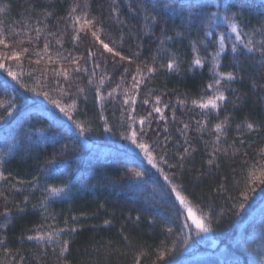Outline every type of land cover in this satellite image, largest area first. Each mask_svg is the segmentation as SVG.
Returning <instances> with one entry per match:
<instances>
[{"label": "trees", "instance_id": "trees-1", "mask_svg": "<svg viewBox=\"0 0 264 264\" xmlns=\"http://www.w3.org/2000/svg\"><path fill=\"white\" fill-rule=\"evenodd\" d=\"M75 2L82 3L83 0H0V25L7 26L13 31H20L22 35L17 38L20 39L23 38L24 32L37 26L36 20L39 19L41 21L39 27L45 32H55L57 36L60 32H64L62 38L64 50L82 53L84 42L82 41L78 46L73 45L71 29H66L63 19L70 5ZM230 2L236 4V8L232 11L241 12L249 28L259 29V22L264 19V0H230ZM108 3L109 0H91L93 14L98 15L103 12L107 17ZM120 7L122 17L128 21V26L122 29L125 36L121 47L125 50V54L128 51L138 50L141 60L151 63V57L157 56L159 64L166 63L172 56L179 58L178 70L169 72L160 68L146 82V87L141 85L140 94L135 97L134 112H124L126 106L122 105L119 94L115 99L105 95L101 103L95 98L94 87H87L85 74L76 83L85 87L88 99L85 101L82 96L77 99L74 118L89 121L93 130L80 136L72 121L59 113L53 105L48 104L43 97H36V104L30 108L25 109L20 106L16 91L19 85L13 87L15 82L10 77L5 83L6 73L0 69V101H3V105H0V115H6L5 109L9 103L14 102L13 97L16 98L17 103L12 115L0 120V153L5 154L3 168L8 177L7 181H0V191L8 197L7 201L4 197H0V212L5 208L11 210L10 220L0 216V224H8L6 229H0V237H6L3 247L13 250L17 264L21 256L25 258L26 264H41V260L37 259L39 246L35 241H28L27 236L33 235V229L41 224L52 225L53 229L67 228L72 226L74 223L72 218L75 217L78 230L71 235H62L63 239L71 241L70 251L65 254L71 264L78 262L95 264L99 260L108 261V264H131L133 252L141 250V246L147 253L141 264H150V260L155 259V249L161 246L162 241L168 248L172 247L173 242L176 244V251L165 258L164 264H232L233 260L239 261V264H260V255L264 253V240L261 239L260 227L262 211L258 212V210L260 205L262 206L260 210H264V193H260L258 189L252 206L246 211L233 214L230 210L236 201L229 197H236L235 182L241 179L232 172L233 168L241 167L239 154L233 156L231 149L228 154L219 152L216 157L218 166L208 165L207 160L211 157L215 136L212 128L226 115L230 120L227 143L222 139L218 147L228 148L235 140L237 143L234 147L247 151L250 160L264 159V156L258 154V150L264 148V139L253 132L244 131L242 135L238 134L236 129V125L245 118L249 120L264 118V99H262L264 76L257 71L256 65L241 57L243 71L240 74L243 79H238L230 85V89L236 91L225 93L229 98L233 95L240 96L241 100L235 105L222 104L219 113L209 111L208 115L204 116L201 109L191 104V100L199 99L201 95H211V91H205V88L213 77L211 57L218 47V44H213L211 41L218 40L219 33L224 32L227 26L221 23L217 34L209 38L208 46L205 48L200 43L204 33L198 24L187 28L182 23L181 16L158 9L157 22L152 25V31L146 32L142 14L131 12L124 0H121ZM132 8L139 12L137 0H132ZM45 11L52 12L53 16L44 20ZM106 24L111 25L110 34L119 43L120 26L111 20H106ZM177 32L183 33L182 37L175 38ZM32 35L35 36L34 31ZM164 36L174 39L165 41L161 46L160 40L164 39ZM233 36L234 34L229 31L226 41L229 45ZM48 39L52 41L50 50L55 57V53L59 50L55 44V37ZM192 41H196L199 54L204 58L202 68L191 67V60L196 55L192 51ZM43 43L42 36L37 46L42 48ZM24 46L30 47L31 50L27 42ZM158 48L167 51L161 50L158 54ZM37 58L33 56L31 64L27 59L24 61L26 74L33 68L37 69L32 72V78L25 77L24 83L29 87L36 86L37 79L43 80L41 76L43 69L58 67L50 63L46 57L41 59L40 65H36ZM231 60V54L222 55L221 71L235 70L230 64ZM103 71H107L111 77L101 90L105 92L119 82V73H114L109 64L107 68L102 66L96 69V76L102 75ZM53 79V76H48L50 86ZM253 81L256 82V88L252 86ZM64 87L67 88V85ZM146 93L151 95L146 97ZM51 94L55 98H60L54 88L51 89ZM72 94L75 95V88L72 89ZM155 95H161L163 103L169 104V108L164 109V115L168 120H159V114H155L156 118L152 120L153 131L150 132V137L158 138L162 145L159 153H166L161 155L158 161L159 168L151 167L144 160L135 157L127 149L131 141L126 140L121 134L126 132L125 127L121 125L127 123V117L139 118L151 110V103L144 105L142 101L144 98L151 101ZM182 100L188 102L179 103ZM63 103H70V100L65 98ZM44 108L51 109L63 119L62 128L59 126L48 128L51 117L44 114ZM170 109H175V121L170 118ZM105 117L112 126L111 132L105 130ZM204 119L208 121V127L203 131H197L195 121ZM21 120H24L23 124ZM184 123L190 126L186 137L191 148L190 154L184 156L183 168L180 171L168 165L179 163L177 153L182 152L181 145L185 136L181 135L178 129H181ZM33 128L44 129L50 134L58 132L60 135L54 143L48 140L37 141L35 137L29 142L25 136ZM205 141L208 143L206 144ZM14 144L15 147L9 152V148ZM249 144L251 148L248 147ZM64 145H68L67 152H62ZM164 159L168 160L167 165L164 164ZM50 161L55 164L54 169L49 164ZM131 169L144 170L146 173L143 178L144 183L139 187H137L138 178L132 176L129 171ZM159 169H163V172ZM164 173H168L170 178L173 173L181 176L188 190L204 201L205 211L212 208L214 215L217 210L223 213L219 224H214L213 232L208 233L207 240H199V237H196L191 247L181 248L182 217L177 218L176 210L166 195ZM33 177H39L38 187L29 186L28 182L32 181ZM63 183L69 185L70 194L51 198L46 211L40 208V200L46 196L45 185L59 186ZM221 184H226L228 192L217 191ZM25 197L29 201L27 205L22 203ZM33 204L37 207L32 208ZM18 206L26 210L20 212ZM82 213L84 215H81ZM137 216L140 217L139 221H136ZM105 219L111 223L105 224ZM66 220L67 224H65ZM168 227L173 228V233L169 234L166 231ZM242 235L248 242L246 247L238 243ZM123 236H127L131 244L126 243ZM116 249L119 251H115ZM194 256L196 257L192 258ZM6 260L11 262L13 256H6L0 251V264H5ZM43 262L55 264V255L51 248L43 257Z\"/></svg>", "mask_w": 264, "mask_h": 264}, {"label": "snow or ice", "instance_id": "snow-or-ice-1", "mask_svg": "<svg viewBox=\"0 0 264 264\" xmlns=\"http://www.w3.org/2000/svg\"><path fill=\"white\" fill-rule=\"evenodd\" d=\"M124 3L128 5L131 12L135 14H142L144 22V29L146 32L152 31V25L157 22L158 9L167 10L172 15H179L183 18L182 23L187 27L191 28L200 25L203 29V38L200 43L207 48L209 38L214 37L221 23L226 25L224 32H220L217 39H213L211 43L218 44V47L212 53V64H213V77L211 82L207 83L205 91L210 90L211 95H201L199 99H192L191 104L202 110L203 115L207 116L209 111H215L219 113L222 104L232 103L235 105L241 100L240 96L233 95L231 98L226 96V91H236L230 89V85L239 80L243 79L240 74L243 71L241 57L248 60L251 64L257 66V71L264 76V19L259 22V29L256 27L249 28L242 18V13L239 11H232L236 8V4L231 3L230 0H167V2H161V0H137V9L132 8V0H124ZM121 0H109L108 3V16L105 17L103 12L100 14H93L91 0H83V2H75L70 5L67 10L66 16L63 18L66 29H71V41L74 46H78L82 41L84 42V51L82 53L73 51H67L63 49V35L64 32H60L57 36L55 32H45L39 27L41 21L36 20V27L23 33L20 31L10 30L7 26L0 25V69L6 73L5 83L7 78L10 77L15 85H19L17 96L19 97V105L23 108H30L36 104V97H43L48 104L53 105L62 113L64 117L71 120L75 126V130L80 136H83L86 132H91L93 129L90 126L89 121H81L74 118V113L77 108V99L81 96L85 101L88 97L86 95V89L81 86L79 81L83 75L86 74L87 80L86 85L88 88L94 87L95 98L103 103L105 95L109 98L115 99L119 94L121 96V103L125 105L124 112L135 111V97L140 94L141 85L147 86L146 82L158 72L160 68H164L167 71H175L179 68V58L172 56L167 60L166 63L159 64L157 56L151 57V63L147 60H141V54L138 50L128 51L125 54V50L121 47L124 41L125 33L123 28L128 26V21L121 15ZM243 6V5H242ZM103 7V6H101ZM215 9V10H213ZM223 9V11H221ZM53 13L45 11L43 13L44 20L52 17ZM106 20L115 21L121 28L119 33V43L114 39L111 34V25L106 24ZM47 25L45 24V28ZM35 32V36L32 32ZM234 34L232 37V43L229 45L227 41L228 32ZM183 33L177 32L175 38L182 37ZM44 37L43 47L39 48L41 37ZM48 37H55V44L58 46V51L53 57L50 45L52 41ZM174 37L164 36V39L160 40V45L163 46L165 41L172 40ZM27 42L30 47L24 46ZM139 47V46H138ZM167 51L166 49H157V53ZM192 51L196 55L191 60V67L202 68L204 66V58L199 54V50L196 46V41H192ZM66 52V54H65ZM231 54L232 60L231 66L235 70L221 71V57L222 55ZM33 56L38 57L35 60L36 65H40L41 59L47 58L50 63L58 65V67H48L41 71L43 80L37 79L35 81L36 86L29 87L28 84L24 83L25 77L32 78V72L37 69L33 68L29 73L24 72V61L27 59L31 64L33 62ZM111 65L114 73H119V82L115 84V87L107 89L105 92L101 90L105 86L106 81H110L111 77L107 71H103V74L99 77L96 76V69L107 68ZM51 75L54 79L51 82V86L48 83V76ZM67 85V88L64 87ZM126 85V86H125ZM253 88H256V82L252 83ZM54 88L57 95L60 98H55L51 94V89ZM75 88V95L72 94V89ZM23 89L24 91H21ZM39 89V90H38ZM48 89V90H45ZM27 93H33V96H29ZM146 97L150 96L151 93H146ZM67 98L70 103H63V100ZM264 99V96H262ZM14 102L9 103L5 109L6 115H0V120H5L7 116L12 115V112L16 110L17 103L16 98L13 97ZM187 100L179 101L181 104H186ZM142 103L148 105L151 103V110L147 111L144 116L137 118L136 116L127 117V123L121 125L125 127L126 132L121 133L124 135L126 140H130L133 145L143 156L147 159L148 164L153 167L159 168L158 161L161 155L166 153H159V149L162 145L159 139H152L150 132L153 131L152 120L155 114H159V120L167 121L168 117L164 115V109L169 108L168 103H163L161 95H155L151 98H144ZM0 105H3V101H0ZM43 107V105H41ZM171 119L176 120L175 109H170ZM44 114H48L51 117V123L48 128L52 129L56 126L63 127V119L52 112L49 108H44ZM24 120H21V124ZM104 123L106 125V131L111 132L112 126L108 124V120L105 117ZM196 130L203 131L208 127V121L196 120ZM230 126L229 116H225L223 120L215 123L212 131L215 133L214 141L212 143L211 157L207 160V164L210 166H218L216 157L219 152L225 154L229 153V149L232 150V155L236 156L239 154L241 167L239 169L233 168L232 172L235 176H240L241 179L235 182L236 197H229L236 201L233 208L230 210L233 214H238L240 211H246L252 206L255 200V196L260 193H264V159L256 161L254 158L249 159L247 151L235 148L234 145L237 141H233L232 145L228 148H220L218 145L223 139L224 143H227V129ZM189 124L184 123L180 131L181 135L185 136L182 142V152L177 153L179 163L177 165H168L170 168H174L182 171L183 161L185 154H190L191 144L189 143L186 133L189 131ZM238 134H243L244 131L257 133V135L264 139V118L259 120H249L245 118L241 123L236 125ZM166 130V125H165ZM60 133H49L44 129H31L29 134H26L25 139L29 142L32 141L33 137L37 141L48 140L55 142ZM167 140V137H165ZM207 144L208 141H205ZM15 144L9 148V152ZM251 148V144L248 145ZM68 151V145H64L62 152ZM258 154L264 156V148L258 150ZM4 153H0V181H7L8 177L5 175V169L3 168ZM164 164H168V160L164 159ZM51 167L54 169L55 164L49 162ZM47 170V169H46ZM163 172V169H159ZM258 170V171H257ZM133 177L137 179V187L144 183L145 171L144 170H129ZM127 174V173H126ZM227 181V178H225ZM163 180L167 185V197L171 200L173 207L176 210L177 218L182 217L180 228V243L181 248L186 249L195 243L196 237L205 236L208 233L213 232L214 224H219L220 218L223 213L214 211L209 208L205 211L204 201L195 196L194 192L188 190V186L183 183L181 176H177L173 173L170 178L168 173L163 174ZM179 181V182H174ZM39 177H33L32 181L28 184L30 187H38ZM19 183V182H18ZM15 186L13 185V188ZM218 192H228L226 184H221ZM44 192L46 196L40 200L39 207L47 210L48 204L53 197L68 196L71 189L67 183L57 185H45ZM0 197H4L7 201L8 197L3 191H0ZM28 198L25 197L24 203L27 205ZM37 205L33 204L32 208H36ZM101 207H103L101 205ZM20 212H24L25 208H20ZM81 215H84L83 213ZM0 216L5 217L6 220L11 219V210L5 208L3 212H0ZM73 224L67 228L56 227L53 229L52 225L41 224L39 227L33 229L34 234L27 236L28 241H35L39 246L37 249V259L41 260V264H44L43 257L51 248L52 253L55 255V264H71L70 261L65 257L66 253L70 251V240H65L62 235H71L75 233L78 228L75 223L76 218L73 217ZM140 217H136V221H139ZM68 221H65L67 224ZM105 224H110L111 221L105 219ZM7 223L0 224V229H6ZM261 227V239L264 240V210L260 219ZM166 231L171 234L173 228L168 227ZM123 233V229H121ZM126 243L131 244V241L127 236H123ZM6 237H0V251H3L6 256H13L11 262L5 261V264H17L12 249L4 248L3 243ZM239 245L246 247L248 242L242 235L238 241ZM107 250V246H105ZM115 251H119L116 249ZM176 251V244L173 242L172 247L168 248L167 245L162 241L161 246L155 249V259L150 260V264H164L165 258L170 256ZM127 255V253H123ZM147 253L142 250L134 251L132 255L131 264H141V260L145 259ZM18 264H26L25 258L21 256ZM78 264H84V262H78ZM95 264H108V261L99 260ZM232 264H239V261L233 260ZM260 264H264V253L260 255Z\"/></svg>", "mask_w": 264, "mask_h": 264}, {"label": "rangeland", "instance_id": "rangeland-1", "mask_svg": "<svg viewBox=\"0 0 264 264\" xmlns=\"http://www.w3.org/2000/svg\"><path fill=\"white\" fill-rule=\"evenodd\" d=\"M127 149L128 150H130L134 155H135V157H137L138 159H140V160H144L147 164H148V161H147V159L143 156V153L142 152H140V150L139 149H137L136 147H135V145H133L131 142L129 143V145H128V147H127ZM148 165H150V164H148ZM151 167H153L152 165H150ZM264 203V202H263ZM262 206L260 205V207H259V210H258V212L260 211H262V209L260 210V208H261ZM256 211V210H255ZM257 212V213H258ZM254 214H255V212H254ZM254 217V216H253ZM207 237H208V234H206L205 236H203V238H201V237H199V240H207ZM211 252H209V254H210ZM196 256H194V257H192V258H195Z\"/></svg>", "mask_w": 264, "mask_h": 264}]
</instances>
